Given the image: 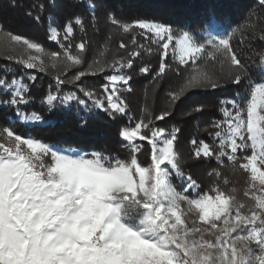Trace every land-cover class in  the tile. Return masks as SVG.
I'll use <instances>...</instances> for the list:
<instances>
[{"label": "snow or ice", "instance_id": "6c2138e0", "mask_svg": "<svg viewBox=\"0 0 264 264\" xmlns=\"http://www.w3.org/2000/svg\"><path fill=\"white\" fill-rule=\"evenodd\" d=\"M71 2L87 7L90 16L74 14L58 26L50 11L56 0H31L27 7L9 0V7L23 8L34 24L49 21L48 39L60 51L46 53L41 43L6 34L19 48L7 59L22 74L0 76V110H10L3 116L7 124L0 125V264H252L253 259L264 264V50L251 63L244 52L257 34L236 39V29L212 10L193 27L154 16H118L125 11L120 4L106 9L105 20L129 37L119 42L124 54L109 58L106 41L89 63L84 37L88 24H97L96 4ZM258 5L264 9V0ZM258 20L264 23V17ZM77 30L84 35L75 43ZM258 38L264 42V28ZM45 53L50 63L42 59ZM145 53L158 57L155 66L138 68L151 75L154 94L169 71L182 83L166 93L167 106L158 113L145 90L137 116L124 94L134 91L132 72ZM169 58L185 69H173ZM49 67L62 72L40 100L46 119L29 107L35 103L29 82L38 78L32 70L46 73ZM100 76L98 86L87 82ZM226 87L232 95L218 98L216 114L205 127L197 125L204 138L193 135L188 141L189 158L208 166L201 177L180 150L182 128L157 122L170 120L187 93ZM208 110L197 100L184 114L195 118ZM53 112L74 113L81 128L88 117L103 113L120 122L119 146L49 142L15 128L54 127ZM225 161L233 174H246V187L234 186L222 170Z\"/></svg>", "mask_w": 264, "mask_h": 264}, {"label": "trees", "instance_id": "16d2710c", "mask_svg": "<svg viewBox=\"0 0 264 264\" xmlns=\"http://www.w3.org/2000/svg\"><path fill=\"white\" fill-rule=\"evenodd\" d=\"M19 2L23 4L24 7H27V4L30 3L31 0H19ZM45 2H47V0H45ZM88 2L96 4V16L98 18L95 28H93L90 23L88 24L87 34L84 37L90 44L88 53L89 63L97 58L99 50L104 47L106 41L110 50L109 58L117 54V52L124 54L123 51L119 49V42L123 39L127 43L129 37L122 36L114 29H110L105 20L106 9H116L120 4L125 6V11L123 13L117 11L116 14L118 16H125L129 19L154 16L160 19L176 21L181 25L190 23L193 27L197 25L209 10H212L215 11L218 19L225 21L231 28L236 29V39H239L242 33L245 36L249 33L257 34V39L252 42V47L249 48L247 45L244 47V52L250 58V63L252 60L258 59L256 56L257 52L264 50V42H261L258 38L260 30L264 28V23H261L258 18L264 17V9L259 7L258 0H88ZM50 11H52L54 15V19L51 23L58 26H62L65 22V18L74 14L82 13L86 18L90 16L87 7L84 5L73 7L71 0H56V7L50 9ZM249 16H252L251 21L249 20ZM48 23L49 21L42 20L41 24H34L24 15L23 8H11L9 7V0H0V25H3V30L0 31V76L7 75L10 79L13 74H15L17 78L22 74L21 66L7 59L9 55L14 56L19 52V48H13V45L9 42L6 35L8 32L24 35L35 42L41 43L46 53L60 51L58 44L48 39ZM110 32L111 40L108 39ZM82 35L84 34H81L79 30H77L75 43L79 42ZM46 53L42 55V59H45L46 63H50ZM32 54L37 55L34 51ZM157 59V54L153 53L149 55L145 53L142 58L137 60V68L133 69L132 74L134 80L132 84L134 91L131 94L125 93L124 95L134 115L138 116L145 104V90H147L148 103L151 104L153 110L158 113L159 110L167 106L166 93L172 90H178L182 83L181 77L176 76L174 71H169L164 80L160 82L154 94V85L150 83L151 75L140 74L138 68L144 63H150L155 66ZM169 59L173 69L178 66L181 67L182 70L185 69V66L178 64V60ZM6 65L10 69L9 73L3 71ZM251 71L254 77H259L261 75L255 67L251 68ZM32 72L36 74L38 78L34 83L29 82L31 95L35 100V103L29 107L35 109L38 114L43 115L46 119H49L47 111L40 105V100L45 95L48 85L55 83L54 77L58 72H62V68L52 69L49 67L46 73H39L38 70H32ZM87 82L98 86L102 82V76L88 77ZM231 95V87L215 90L211 94H204L201 90H194L193 92L187 93L182 98V102H178L176 111L170 120L166 122H157L160 126L177 124L182 128L183 131L179 137L180 150L184 154V160L187 166L201 177L204 176L208 166L194 163L189 158L191 148L188 141L193 135L204 138L203 133L197 132V125L199 128L205 127L209 117L216 114L218 98L230 97ZM0 98H3L2 93H0ZM197 100L207 103L209 105V110L202 115L198 114L195 118L185 116L184 113ZM9 111L10 110H0V125L7 124L3 116ZM50 118L55 120L54 127H31L24 123H17L15 128L21 134L38 136L49 142L67 141L74 145L94 144L98 148L106 147L109 150L119 146L120 137L118 136V132L120 130V122L110 120L103 113L88 117L86 128L79 127L81 123L80 118L72 112H53ZM215 163L216 162L213 161L212 166H215ZM222 170L229 175L234 186L239 189L246 187V174H233L228 161H225Z\"/></svg>", "mask_w": 264, "mask_h": 264}, {"label": "rangeland", "instance_id": "374dc122", "mask_svg": "<svg viewBox=\"0 0 264 264\" xmlns=\"http://www.w3.org/2000/svg\"><path fill=\"white\" fill-rule=\"evenodd\" d=\"M252 264H255V260L253 259Z\"/></svg>", "mask_w": 264, "mask_h": 264}]
</instances>
